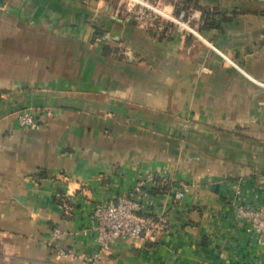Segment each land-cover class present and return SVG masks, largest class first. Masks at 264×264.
Here are the masks:
<instances>
[{"label": "crops", "instance_id": "obj_1", "mask_svg": "<svg viewBox=\"0 0 264 264\" xmlns=\"http://www.w3.org/2000/svg\"><path fill=\"white\" fill-rule=\"evenodd\" d=\"M123 1L0 0V264H264L233 209L264 217V0H155L148 29ZM140 179L161 228L80 258L93 206Z\"/></svg>", "mask_w": 264, "mask_h": 264}, {"label": "built area", "instance_id": "obj_2", "mask_svg": "<svg viewBox=\"0 0 264 264\" xmlns=\"http://www.w3.org/2000/svg\"><path fill=\"white\" fill-rule=\"evenodd\" d=\"M123 2L129 7L127 11L132 15L134 22L141 28L154 27L155 22L160 21L164 16L163 9L155 0H124ZM115 15H118V9ZM200 17L199 12L181 8L176 15L170 18V22L180 32L201 38L197 29L192 25L193 20ZM41 115L40 110L25 109L16 113V121L21 129L34 128L38 126ZM154 187L155 183L153 184L152 181L148 183L140 179L127 196L94 205L88 214L86 229L93 233L98 251L91 257L80 255V258L96 262L116 239L150 238L158 227L161 228L160 223L154 221V215L149 210L152 203L151 189ZM182 194L183 190H178L174 198L180 199ZM233 209L236 219L245 232L254 235L257 242L264 244V217L260 207L241 202L235 204ZM51 233L54 239H61L64 236L62 229L57 226L52 228ZM55 255L75 257L76 253L71 249L56 248Z\"/></svg>", "mask_w": 264, "mask_h": 264}]
</instances>
